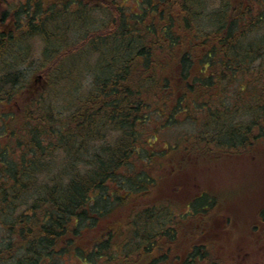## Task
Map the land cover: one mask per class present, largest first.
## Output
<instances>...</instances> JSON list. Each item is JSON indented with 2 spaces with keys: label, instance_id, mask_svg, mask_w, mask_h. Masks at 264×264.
Segmentation results:
<instances>
[{
  "label": "trees",
  "instance_id": "obj_1",
  "mask_svg": "<svg viewBox=\"0 0 264 264\" xmlns=\"http://www.w3.org/2000/svg\"><path fill=\"white\" fill-rule=\"evenodd\" d=\"M14 2L0 12L14 20L0 34V207L14 210L0 264H222L203 226L220 197L175 204L162 172L189 154L263 155L264 0ZM33 38L39 91L19 69Z\"/></svg>",
  "mask_w": 264,
  "mask_h": 264
},
{
  "label": "rangeland",
  "instance_id": "obj_2",
  "mask_svg": "<svg viewBox=\"0 0 264 264\" xmlns=\"http://www.w3.org/2000/svg\"><path fill=\"white\" fill-rule=\"evenodd\" d=\"M14 5H16L14 0H0V12L8 7L12 8ZM13 22L12 18L4 22L0 17V34L2 31L12 30ZM253 37L255 38L257 35L255 34ZM43 46L40 38L31 39L29 43L31 56L19 65V69L25 72L28 82L32 83V85L29 84L32 86V89L29 87V90L39 91L44 87L40 73L32 72L42 56ZM86 79L87 82L90 81L89 74ZM22 100H25V97L22 96ZM61 100L56 102L60 111L64 108ZM17 103L18 101L14 104ZM5 105L7 106L8 103L0 104L2 107ZM1 118L0 120L4 123L6 119ZM194 128L195 126L190 123L181 124L163 131L160 139L162 142L173 143L184 132L193 131ZM2 137L0 136V143L4 142ZM259 148L258 151L263 154L260 158H253L248 150L232 151L225 155L216 154L217 157L219 156L218 158L203 161L199 157H192L189 154L188 160L195 158L197 161L189 164H175L162 172L167 175V178L162 180V185L160 183L161 191L166 193L172 191V196H177L172 197L175 204H183L185 199L197 195L201 190H211L220 197L218 209L211 214L214 219L210 217L203 226L206 228L210 221L214 222V225L216 223L215 227L206 232H209L208 235L213 234L217 240H222V245L219 246L222 264H264V221L259 217L261 209L264 208V144ZM6 205L0 207V248L4 249H6V244L13 241L10 239L12 236L9 233L10 229L6 228V224L14 221L13 218L7 216L10 211L14 210L11 206ZM23 207V205L18 206L15 212L19 213ZM14 216L12 215V217ZM191 222H185L187 225L185 229L190 228ZM89 236L90 233L86 231L83 238L88 239ZM187 237V234L181 233L178 241L182 239L186 241ZM183 242L179 243L183 244ZM1 262V264H12V260L11 262L1 260ZM61 264L83 263L70 255H65Z\"/></svg>",
  "mask_w": 264,
  "mask_h": 264
},
{
  "label": "flooded vegetation",
  "instance_id": "obj_3",
  "mask_svg": "<svg viewBox=\"0 0 264 264\" xmlns=\"http://www.w3.org/2000/svg\"><path fill=\"white\" fill-rule=\"evenodd\" d=\"M3 256H4V257H5V256H8V254L3 255V254L0 253V259H1Z\"/></svg>",
  "mask_w": 264,
  "mask_h": 264
}]
</instances>
